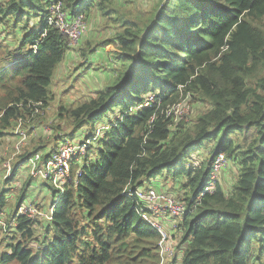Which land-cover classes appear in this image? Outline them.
Wrapping results in <instances>:
<instances>
[{
  "label": "trees",
  "instance_id": "obj_1",
  "mask_svg": "<svg viewBox=\"0 0 264 264\" xmlns=\"http://www.w3.org/2000/svg\"><path fill=\"white\" fill-rule=\"evenodd\" d=\"M92 12L116 27L112 42H82ZM58 14L68 25L85 22L75 45ZM0 28V183L22 182L23 165L31 174L0 264H264V0H161L136 20L114 0H0ZM20 33L19 42L9 44L7 38ZM112 44L122 65L112 86L79 105L61 106L59 117L70 121L72 137L89 126L91 139L121 108L119 117L100 146L86 150L82 165L73 161L63 194L58 197L49 179L42 182L53 191L50 218L51 208L37 205L36 215H20L36 180L29 161L39 155L42 168L51 160L45 144L57 126L49 125L46 112L58 68L77 48L83 60L95 61L97 50ZM151 92L156 104L143 107ZM186 99L206 111L177 123L172 107ZM20 121L30 135L25 148H16ZM249 132L250 144L241 146ZM205 149L208 159L187 167L192 154ZM13 153H21L14 166ZM220 156L237 171L229 174L232 186L220 183V171L206 192ZM161 178L181 183L180 191L162 192L185 195L170 254L161 234L138 215L137 197L128 196ZM6 194L0 188V214ZM40 221L45 228L38 235Z\"/></svg>",
  "mask_w": 264,
  "mask_h": 264
},
{
  "label": "rangeland",
  "instance_id": "obj_2",
  "mask_svg": "<svg viewBox=\"0 0 264 264\" xmlns=\"http://www.w3.org/2000/svg\"><path fill=\"white\" fill-rule=\"evenodd\" d=\"M115 4L118 6V8L124 10V12L131 13V17H133L135 20L136 18L142 17L143 15L147 16L148 14H151L152 11L156 8V6L161 5V0H114ZM160 7V6H159ZM93 14L86 19V31H85V37L83 38L82 42L86 44L87 42H92L93 45H102L105 42H112L114 37L116 36L118 30L115 29L116 27L113 26L111 23L108 22L107 18L101 16V14H97L95 12H92ZM60 22H63V15L61 14L59 16ZM142 19H138L137 21H141ZM12 23V22H11ZM63 26H66V24L63 22ZM85 26V22L82 21L78 24L75 23V29H74V35L81 37V30ZM2 28H0L1 30ZM23 33H20L18 36H14L13 34L10 35L11 38H7L11 41L12 46H14L15 42H19V37H22ZM4 43V41H3ZM76 44L75 42L73 43ZM5 46V45H3ZM10 49H12L10 47ZM96 54H99L98 60L93 61L92 57H90L88 60H83L81 57V53L79 48L76 49L75 52L68 55V58L65 60L63 64L60 65L57 71L56 75V81L54 83L53 88V94H54V100L49 104L47 108V119L50 123L55 124L57 127L55 129L57 131L55 135L52 136L50 142L46 143L45 145L48 147V149H53L57 144L67 143L79 145L83 149V155L85 154L86 147L83 146V142H87L86 138L90 135H93V132L89 126H85L80 131L76 133L74 137H72V125L68 119H61L59 117V109L61 106L63 107H70V106H76L83 102H86L90 98H94L96 94L101 91L104 88H107L109 86H112L116 76L119 73V70L121 68V63H119L118 58L120 57V51L117 45H109L106 49H99L97 50ZM155 94L149 93L147 94L144 99L145 103L148 101L153 100ZM172 111L175 112V116L177 119V123L180 121H186L191 122L195 120V118L206 111V106L203 103H195L193 102V99H186L181 104L172 107ZM121 113V108L116 109L114 113H111L108 115L107 119H105L102 123L96 126L95 128V135L94 139L92 140V146L91 148H98L100 146L101 140L105 137L106 132L109 130L110 122L114 121L116 118L119 117ZM71 127V128H70ZM15 131L17 129L15 128ZM53 131V130H52ZM62 132V133H58ZM17 134V132H16ZM35 135L36 133L33 132ZM18 135V134H17ZM27 139L24 141V148L28 146L27 140L30 138V135H26ZM251 142V133L245 135V137L241 140V146L246 147ZM16 146V145H15ZM16 148H20V145L18 144ZM51 149V150H52ZM21 153H13L9 159L10 161H13V166L17 162V157ZM54 154V151L50 152V159H52ZM209 150L205 149L202 151H195L192 154L191 161L187 164V167H191L193 169L200 167L202 163H204L208 159ZM76 156H79V153L76 154ZM92 159L95 158V154L91 152ZM220 158V157H219ZM79 159V157H78ZM80 161V160H79ZM8 165V171H10V164L6 163ZM224 170H220L222 173L219 176L220 183L224 186H232V177H229V174L232 176H235L234 174L237 173L235 167L232 164H228L226 162V159L223 160ZM1 166V162H0ZM22 168L19 171L20 176H24L25 179L22 182H19L17 184L13 185H6L5 180L0 183V188L5 191L6 194V200L7 204L4 210L2 211V214H0V251H5L6 247L5 244L8 242L9 239H7L9 236H12V233L10 232L9 225L11 224V217L14 211L16 210L18 204H19V197L21 196V191L24 188L25 181L28 175H31L29 172L28 166H21ZM220 173V172H219ZM218 173V174H219ZM218 174H216V180L218 177ZM32 175H38L36 172ZM163 176L165 179L167 177L166 172L163 171ZM7 178H10V175L7 174ZM213 179V178H211ZM162 180V178L160 179ZM45 179L43 178H37L34 180V182L30 185V188L26 191V197L24 199L23 208L20 211V215H24L26 213L36 215L35 212V205L38 206L39 209H43V211H49L51 208V203L53 199V191H50L48 188L44 186L42 182H44ZM182 182V179L180 180ZM183 181H185L183 179ZM159 182V186H162L163 183ZM211 182V181H209ZM208 183V181H207ZM181 184V183H180ZM180 184L179 180H172L169 182V186L173 188H178L180 191ZM144 188V189H143ZM143 193L146 191V186L143 187ZM170 188V187H168ZM148 189H150L155 195L158 193V197L162 199L161 207L165 208L170 207L174 203H183L181 202L184 200V192L179 194L177 192L175 193H167L162 192V190H159V187L152 188L150 185L148 186ZM182 195V197H181ZM177 200L178 202H175ZM32 205V206H30ZM36 206V207H37ZM51 208V212H52ZM169 209H167L168 211ZM51 215L49 216V218ZM41 224L37 225V234L40 235L44 233V222L40 221ZM12 230V229H11ZM13 232V231H12ZM173 242L174 246V241ZM8 244V243H7ZM175 247V246H174Z\"/></svg>",
  "mask_w": 264,
  "mask_h": 264
},
{
  "label": "built area",
  "instance_id": "obj_3",
  "mask_svg": "<svg viewBox=\"0 0 264 264\" xmlns=\"http://www.w3.org/2000/svg\"><path fill=\"white\" fill-rule=\"evenodd\" d=\"M59 8V6L57 7ZM59 9H56L55 11H58ZM61 14H58L57 20L60 24L61 30L69 34L72 38V42L76 43L79 40L78 36L74 35V27L75 23L78 24L81 21H77L74 24H66L63 20V22L66 24V26H63V22H60L59 16ZM64 19V15H63ZM154 100V98H153ZM149 107L151 106L150 101L146 103ZM168 115H171V112L168 113ZM27 123V122H26ZM24 125L23 121H20L17 126V134L20 137L19 145H24V141L27 139L26 135L28 133H25L22 130V126ZM33 134V133H32ZM34 135V134H33ZM30 138L28 139V141ZM92 140H88L83 146L86 147V150L91 145ZM79 145H72V144H66L65 146L58 149V151L53 154L52 159L44 164V167H40L39 164L41 162V157L37 155L35 158L31 159L29 161V166L31 167V173L35 174V172L38 175H33V177L37 178H43L45 180L49 179L52 183V186L57 190H63L64 185L66 184L69 174L71 172V164H73V160L76 156V154L79 152V150L83 151L82 148ZM86 152V151H85ZM223 160L224 157L220 156L214 163V169L210 176L208 177V185L205 189V191L209 192L213 189V183L216 180V174H218L223 166ZM79 162V161H77ZM213 178V179H211ZM211 181V182H209ZM144 189V188H143ZM143 189L139 188L134 191L133 194H128V196H136L139 200L140 206L138 208V215L145 220L147 223H149L153 228H155L162 236V241L160 245L164 248V253L170 254L171 252V246H173V242L171 241V234L172 231L176 229V224L178 221L184 216L186 208L184 203H174L170 207L164 208L161 207V202L163 201L158 197L160 194L153 193L150 189H146L147 192L143 193ZM175 202H178L175 200ZM183 202V201H181ZM167 209H169L167 211ZM21 214V213H20ZM27 214V213H26ZM29 214V213H28ZM25 215V214H24ZM31 217L32 214H29ZM52 216V212H51ZM165 228V226H167Z\"/></svg>",
  "mask_w": 264,
  "mask_h": 264
},
{
  "label": "crops",
  "instance_id": "obj_4",
  "mask_svg": "<svg viewBox=\"0 0 264 264\" xmlns=\"http://www.w3.org/2000/svg\"><path fill=\"white\" fill-rule=\"evenodd\" d=\"M58 133H62V132H58ZM59 145V148H61V147H63V146H65L66 145V143H62V144H58ZM45 147V146H44ZM52 149V148H51ZM51 149H48V150H46V152H51L52 150ZM157 181H160V183H163V185L162 186H159V182H157ZM169 182L170 181H167V182H164V181H162V180H160V179H157V180H155L153 183H147L148 184V186L150 185L152 188H156V187H159V190H167V189H170L171 188V186H169L168 184H169ZM168 183V184H167ZM168 187H170V188H168ZM173 193H175V192H173ZM172 193V194H173Z\"/></svg>",
  "mask_w": 264,
  "mask_h": 264
},
{
  "label": "bare ground",
  "instance_id": "obj_5",
  "mask_svg": "<svg viewBox=\"0 0 264 264\" xmlns=\"http://www.w3.org/2000/svg\"><path fill=\"white\" fill-rule=\"evenodd\" d=\"M150 104L152 105V106H154L155 104H156V101H155V99L154 100H151L150 101ZM143 107H146V108H149V106L145 103L144 105H143ZM79 156H75V158H74V160L73 161H75V162H77V161H81L82 160V158H83V151H81V150H79ZM78 157H79V159H78Z\"/></svg>",
  "mask_w": 264,
  "mask_h": 264
},
{
  "label": "clouds",
  "instance_id": "obj_6",
  "mask_svg": "<svg viewBox=\"0 0 264 264\" xmlns=\"http://www.w3.org/2000/svg\"><path fill=\"white\" fill-rule=\"evenodd\" d=\"M86 140L88 141V140H93V139L87 137ZM85 143H86V142H83V144H85ZM66 144H70V143L67 142ZM72 145H75V144L73 143ZM91 146H92V143H91V145H90L89 147H91ZM58 149H59V148H58ZM57 151H58V150H57ZM78 164H81L80 161L78 162ZM73 165H75V163L71 164V167H72ZM81 165H82V164H81ZM69 177H70V176H69ZM68 179H69V178H68ZM144 187H145V186H144ZM53 188H54V187H53ZM64 188H65V185H64V187H63V190H62V191L60 190V193L58 194V197H59L61 194H63ZM142 188H143V187H142ZM138 189H139V188H138ZM146 189H148V184L146 185ZM54 190H57V189L54 188ZM52 212H53V210H52Z\"/></svg>",
  "mask_w": 264,
  "mask_h": 264
}]
</instances>
